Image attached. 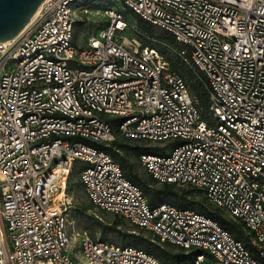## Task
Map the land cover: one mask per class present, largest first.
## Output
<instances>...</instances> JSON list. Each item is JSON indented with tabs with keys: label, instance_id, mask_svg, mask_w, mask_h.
<instances>
[{
	"label": "built area",
	"instance_id": "1",
	"mask_svg": "<svg viewBox=\"0 0 264 264\" xmlns=\"http://www.w3.org/2000/svg\"><path fill=\"white\" fill-rule=\"evenodd\" d=\"M112 2L182 47L133 28ZM92 12L106 22L77 47V19ZM155 43L204 84L206 118ZM117 134L171 140L166 154L141 152L142 167L161 185L202 190L248 244L194 209L151 203L111 153L87 143ZM76 172L95 208L183 249L187 264H264V0H45L0 42V264H163L134 245L68 233Z\"/></svg>",
	"mask_w": 264,
	"mask_h": 264
},
{
	"label": "rangeland",
	"instance_id": "2",
	"mask_svg": "<svg viewBox=\"0 0 264 264\" xmlns=\"http://www.w3.org/2000/svg\"><path fill=\"white\" fill-rule=\"evenodd\" d=\"M96 3H102L103 0H95ZM113 6L117 7L123 16L131 23L133 28L139 29L141 32L148 31L146 26H141L140 24V18L135 15L132 11L127 9L123 3L121 2H112ZM97 8L100 9L98 6ZM106 22V19L99 14H95L94 12L90 13L89 15H82L79 19H77V22L75 24L74 29V37H73V45L77 47H84L86 39L91 32H94L98 30L99 28L103 27ZM155 30V36L157 37V40L160 41V34L162 35V32L158 28L153 29ZM127 37H132L134 35L133 31L131 29H128V32L126 33ZM153 35V34H152ZM167 43L171 44V46L180 49L182 46L175 44L174 42L167 41ZM153 46L157 47L161 53L169 60L171 61V67L173 70L179 72L181 75L187 77V80L189 81L191 90L193 95L196 97L197 92L195 91L196 88H202L204 85L201 81H197L196 74L194 73V78L190 76L191 72L193 71L188 65L182 63V61L179 59L177 54L172 51L170 48H167L159 43L153 44ZM208 102L210 104L208 95H207ZM207 114H209V107L204 109V116L207 117ZM117 140L120 144L117 145V140L114 143L111 142L110 144H102V143H95L91 142L90 140H87V143L93 145L94 147L104 148L108 152L116 151L118 152L120 158H125L127 160V164L130 166V173L137 175L141 178V180L144 183V186L158 189L161 187V184L155 183L154 180L150 177V175L146 172V170L142 167L139 157L137 155V152L135 151V147L140 148V152H150V153H159V154H166L170 151V147L173 144L171 140L167 141H153V140H127L122 138L121 136H117ZM120 164L122 162L118 159H116ZM143 188L145 194L148 198H150L146 192V187L139 185ZM69 193L74 197V205L69 211V222L67 224V231L69 234L72 233L73 229L76 231L83 233L86 232L90 236H92L95 239H101V240H111L116 243L122 244V245H130V239L127 237L128 234L134 233L138 236H142L143 238H147L148 240H151V248L154 256L159 258V260L163 264H170L166 257L164 256L165 252L169 254H184L185 251L183 249L177 248L175 246H172L170 244H161L157 243V241L152 240V235L145 231L140 230L127 222L126 220L121 219V223H119L117 226L115 225V215L112 213H108L102 210H99L92 205L90 202L85 190L84 186L79 182V176L78 172L73 173L71 177V183L69 186ZM174 191H176L179 195L184 196L188 200H194V201H202L206 198L204 192L199 189H194L187 186H174ZM150 200V199H149ZM161 201H166L173 203L175 205L178 204L181 200H176L173 198H162ZM206 205L210 207L211 209H217L214 205H212L208 200L206 202ZM222 216L225 218H228V215L221 211ZM74 246L71 247L72 255L79 260V262L82 261L83 257L82 254H80V250L77 244V241L73 242ZM158 245V247L156 246ZM142 249L146 250V248L141 247ZM148 252V251H147ZM82 263V262H81Z\"/></svg>",
	"mask_w": 264,
	"mask_h": 264
},
{
	"label": "trees",
	"instance_id": "3",
	"mask_svg": "<svg viewBox=\"0 0 264 264\" xmlns=\"http://www.w3.org/2000/svg\"><path fill=\"white\" fill-rule=\"evenodd\" d=\"M140 20V24L141 26H146L147 30L149 33L151 34H155V27L151 26L150 24H148L147 22H144L143 20L139 19ZM160 41L162 42H167V41H170V42H174V40L172 39V37L167 34V33H162V35L160 34ZM170 60V58H169ZM171 62V61H169ZM171 64V63H170ZM191 74L190 76L194 78V73L192 71H190ZM195 91L197 92V96L196 98L199 99V102H200V106L205 109V108H208L209 107V102H208V99H207V89L206 87L203 85L202 88H194ZM117 136H119L117 134ZM118 138L116 137V139L114 140V143L116 142ZM115 146H119L120 147V144L117 140V145L115 144ZM135 151L137 152V155L139 157L140 155V148L138 147H135L134 148ZM113 155V157L115 159H118L122 162L121 166H122V169L126 175L127 178H129L131 181H133L134 183L138 184V185H142L144 186V183L143 181L141 180L140 177H138L137 175H134L132 173H130V165L127 164V160L125 158H120L118 152L116 151H113V152H109ZM154 182L157 184V182L154 180ZM146 187V186H144ZM146 192L148 194V196L150 197V202L151 203H158V202H162L161 199L162 198H173V199H176V200H181L180 202H178L177 206L181 209H194L202 214H205L213 219H215L216 221H218V223H220L226 230H228L230 233H232L235 237H237L238 239L242 240L245 242V244H248V238L246 237L245 235V232L242 228L241 225L225 218L224 216H222L221 214V210L219 209H211L210 207H208L206 205V202H207V199L205 198L204 200H200V201H190L188 200L187 198H185L184 196H181L179 195L176 191H174V185L172 184H162L160 188L158 189H155V188H150V187H146ZM121 218L118 217V216H115V225L117 226L119 223H121ZM141 230V229H140ZM127 237L130 239V245H134L136 247H143V248H146L147 251L149 253H152L153 250L151 248L152 246V242L151 240H148L147 238H143L142 236H138L134 233H130L127 235ZM152 240H156L157 243H160L159 240L155 237L152 236ZM164 244H167V243H164ZM156 246V245H155ZM156 247L159 248V246L157 245ZM164 256L166 257L167 261L170 263V264H187L191 255L189 254H182V253H179V254H169L167 252H165Z\"/></svg>",
	"mask_w": 264,
	"mask_h": 264
},
{
	"label": "water",
	"instance_id": "4",
	"mask_svg": "<svg viewBox=\"0 0 264 264\" xmlns=\"http://www.w3.org/2000/svg\"><path fill=\"white\" fill-rule=\"evenodd\" d=\"M45 0H0V42L14 39Z\"/></svg>",
	"mask_w": 264,
	"mask_h": 264
}]
</instances>
